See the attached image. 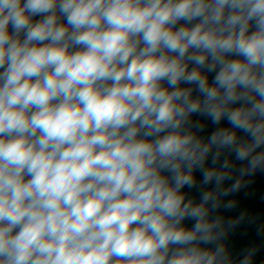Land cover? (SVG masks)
I'll return each mask as SVG.
<instances>
[{"label":"clouds","instance_id":"9594fccd","mask_svg":"<svg viewBox=\"0 0 264 264\" xmlns=\"http://www.w3.org/2000/svg\"><path fill=\"white\" fill-rule=\"evenodd\" d=\"M257 171L264 0H0V264H233Z\"/></svg>","mask_w":264,"mask_h":264},{"label":"water","instance_id":"95a60500","mask_svg":"<svg viewBox=\"0 0 264 264\" xmlns=\"http://www.w3.org/2000/svg\"><path fill=\"white\" fill-rule=\"evenodd\" d=\"M42 17H40V16H36V17H34L33 19L34 20H39V19H41ZM62 22L63 23H66V20L64 19V18H62ZM185 22L184 21H180V22H178V24L176 25V27L178 28V27H180L181 25H183ZM73 51H75V50H78V49H72Z\"/></svg>","mask_w":264,"mask_h":264}]
</instances>
